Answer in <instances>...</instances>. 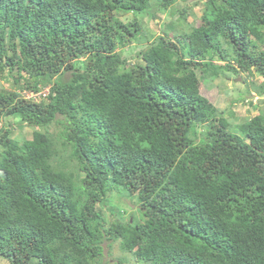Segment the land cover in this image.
I'll return each instance as SVG.
<instances>
[{
	"label": "trees",
	"instance_id": "obj_1",
	"mask_svg": "<svg viewBox=\"0 0 264 264\" xmlns=\"http://www.w3.org/2000/svg\"><path fill=\"white\" fill-rule=\"evenodd\" d=\"M179 1L0 0V80L17 89L0 86V120L33 129L0 127V262L108 264L116 242L143 264H264V113L233 128L198 78L264 79V0H204L197 26L145 38L141 18Z\"/></svg>",
	"mask_w": 264,
	"mask_h": 264
},
{
	"label": "rangeland",
	"instance_id": "obj_2",
	"mask_svg": "<svg viewBox=\"0 0 264 264\" xmlns=\"http://www.w3.org/2000/svg\"><path fill=\"white\" fill-rule=\"evenodd\" d=\"M203 8L204 0H186L179 1L166 13L161 14L160 12H155L154 17L150 13H147L140 20L142 32L145 38L150 39L149 36L156 37L163 33L168 24L178 23L180 17L183 15L186 21L184 23L181 21L182 24H180L181 26H177L176 32H187L191 27H195L200 23L199 18ZM140 48L141 46L139 45L135 47L132 45L131 48L127 49L126 65L128 67L140 62ZM261 48H264V46ZM215 64L220 63L215 62ZM198 78L201 95L207 98L220 113H223V117L232 124L233 128L251 119L258 113H264V92L262 94L260 93L261 87L264 89L263 77L255 73L252 75L244 73L234 75L224 69L217 68L199 72ZM0 86L4 90H17L12 79L7 75L0 80ZM8 125L12 127L15 137L20 142L31 139L33 129L25 126L19 119L2 118L0 120V127H6ZM233 128L230 131L237 133ZM59 130V126H52L50 129L52 133H56ZM119 197L116 194H112L111 196L113 210L116 211L115 208H117L121 212L125 211L122 216L124 221L129 219L131 213H135V220L142 222V217L137 209L136 199L130 200ZM109 205L102 208V212L108 221H112L114 217L111 215V211H109ZM103 249L105 261L108 264H143L139 263L131 254L123 253L116 242L110 248L104 244ZM0 264L4 263L0 262Z\"/></svg>",
	"mask_w": 264,
	"mask_h": 264
},
{
	"label": "built area",
	"instance_id": "obj_3",
	"mask_svg": "<svg viewBox=\"0 0 264 264\" xmlns=\"http://www.w3.org/2000/svg\"><path fill=\"white\" fill-rule=\"evenodd\" d=\"M23 97L26 99H32L35 102H40L41 100H46L49 95V87L41 89L37 93L33 92H24Z\"/></svg>",
	"mask_w": 264,
	"mask_h": 264
},
{
	"label": "clouds",
	"instance_id": "obj_4",
	"mask_svg": "<svg viewBox=\"0 0 264 264\" xmlns=\"http://www.w3.org/2000/svg\"><path fill=\"white\" fill-rule=\"evenodd\" d=\"M46 88V87H45ZM23 94V93H22Z\"/></svg>",
	"mask_w": 264,
	"mask_h": 264
}]
</instances>
